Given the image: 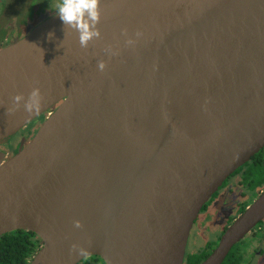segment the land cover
Here are the masks:
<instances>
[{
    "label": "water",
    "instance_id": "water-1",
    "mask_svg": "<svg viewBox=\"0 0 264 264\" xmlns=\"http://www.w3.org/2000/svg\"><path fill=\"white\" fill-rule=\"evenodd\" d=\"M100 11L87 48L51 16L0 49V146L51 112L0 155V237L36 234L29 264H183L204 206L264 149V0ZM36 88L40 112L11 110ZM263 220L264 192L203 264H223Z\"/></svg>",
    "mask_w": 264,
    "mask_h": 264
},
{
    "label": "flooded vegetation",
    "instance_id": "flooded-vegetation-1",
    "mask_svg": "<svg viewBox=\"0 0 264 264\" xmlns=\"http://www.w3.org/2000/svg\"><path fill=\"white\" fill-rule=\"evenodd\" d=\"M48 16L53 15L50 13ZM40 23H37L36 26ZM10 35L0 49L15 42L9 38ZM50 113V111L47 112L18 133L9 143L0 146L2 163L17 154L22 144L25 146L36 135L39 127ZM20 134L23 136L19 138V146L16 149H11L10 144ZM17 149L18 151H16ZM247 172L248 167L245 165L239 168L204 206L191 230L183 264H203L216 250L229 227L264 192L263 189L259 192L249 193L245 185ZM236 189L241 191V195H232ZM232 198L239 202H230L229 200ZM238 203L239 205L236 206ZM230 260H232L231 264H264V220L232 248L223 264Z\"/></svg>",
    "mask_w": 264,
    "mask_h": 264
},
{
    "label": "trees",
    "instance_id": "trees-1",
    "mask_svg": "<svg viewBox=\"0 0 264 264\" xmlns=\"http://www.w3.org/2000/svg\"><path fill=\"white\" fill-rule=\"evenodd\" d=\"M29 0H0V47H2L11 34L13 24L22 30V34H26L27 28H24L30 11L25 10V4ZM16 3V5H12ZM49 3L52 0L43 1V6L31 4L35 6L36 11L30 12L37 14L47 13ZM42 21V20H41ZM40 21V22H41ZM32 24V22L30 23ZM29 24V25H30ZM10 33V34H9ZM18 151V149L16 150ZM248 167V172L245 175V185L249 193L259 192L264 189V149L260 151L251 161L245 164ZM248 194V193H247ZM42 241L39 237L27 231H17L6 234L0 237V264H29L35 254L42 246ZM231 261H226L225 264H231ZM80 264H105L99 257H92L84 260Z\"/></svg>",
    "mask_w": 264,
    "mask_h": 264
},
{
    "label": "clouds",
    "instance_id": "clouds-1",
    "mask_svg": "<svg viewBox=\"0 0 264 264\" xmlns=\"http://www.w3.org/2000/svg\"><path fill=\"white\" fill-rule=\"evenodd\" d=\"M101 0H58L55 5L49 3L48 11L53 17L58 16L65 26L79 33L81 47L87 48L93 40L101 38L99 24L101 21L100 11ZM139 36L140 34L137 33ZM54 36V33H49V39ZM134 42L129 40L128 44ZM98 68L104 71L106 64L101 61ZM14 108L23 105L29 113L40 112L41 110V93L40 89L36 88L32 91L27 102L22 95H16L13 98ZM10 110V111H11Z\"/></svg>",
    "mask_w": 264,
    "mask_h": 264
},
{
    "label": "rangeland",
    "instance_id": "rangeland-1",
    "mask_svg": "<svg viewBox=\"0 0 264 264\" xmlns=\"http://www.w3.org/2000/svg\"><path fill=\"white\" fill-rule=\"evenodd\" d=\"M43 1H45V0H29L25 4L26 6H25L24 12L26 13V11H30V12L36 11L35 6L36 5H39V7H42L43 6ZM56 3H58V0H52V4L53 5H55ZM31 4H36L35 6H33L34 9H31L32 8ZM12 5H16V3H13ZM0 11L2 12V9H0ZM30 12H29L30 15L25 18L27 20V22L24 25V28H27L28 27L26 29L28 32H30L36 26L37 23H39L41 20L44 21L45 19H47L49 17L48 15H50V12L49 11H47V13L40 14L39 17H38L37 14L35 15L34 13H30ZM31 22H32V24H30ZM26 34H22V30L19 29V28H17L16 25L13 24L12 31H11V35H10L9 38H11V40H14L16 42L19 39L23 38ZM21 136H23V134L18 135V137L13 140V142L10 144V148L11 149H13V148L16 149L19 146L18 143H19V138ZM250 194H252V193H250ZM227 195H229V194H227ZM232 195H241V191L239 189H236V190H234V194H232ZM229 201L230 202H233V201L234 202H239V201H236L233 198L230 199ZM238 205H239V203L236 206H238Z\"/></svg>",
    "mask_w": 264,
    "mask_h": 264
}]
</instances>
